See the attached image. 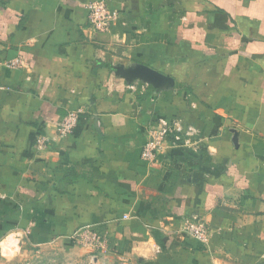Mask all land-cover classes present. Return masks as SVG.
Masks as SVG:
<instances>
[{"label": "crops", "instance_id": "0c3cea01", "mask_svg": "<svg viewBox=\"0 0 264 264\" xmlns=\"http://www.w3.org/2000/svg\"><path fill=\"white\" fill-rule=\"evenodd\" d=\"M97 1L117 13L104 32ZM158 121L192 127V148L144 162ZM192 217L203 240L182 231ZM29 220L56 245L96 230L99 264H264V0H0V237Z\"/></svg>", "mask_w": 264, "mask_h": 264}, {"label": "rangeland", "instance_id": "374dc122", "mask_svg": "<svg viewBox=\"0 0 264 264\" xmlns=\"http://www.w3.org/2000/svg\"><path fill=\"white\" fill-rule=\"evenodd\" d=\"M134 82L149 86L137 80ZM163 124L164 122L158 121L149 129L147 139L140 152V157L144 162H153L157 154L164 153L169 149L173 150L177 147L192 148L193 142L190 140L192 135H189V130L194 132L192 127L186 126L183 128L182 133H179L177 126L173 125L172 128L167 126L168 131L163 133V130H165ZM35 143L38 150L44 148V143L42 145ZM150 145L156 147L152 153L153 159L151 161L143 157V151ZM26 224V228L21 230L17 236H8L7 232H10L11 228L8 231H6V228L3 229L0 237V264H99L98 260L103 263L106 261L102 256L108 253L107 238L100 236L91 227L75 230L71 237L62 239V244L56 245L52 244L51 240L47 241V239L38 242L33 238L30 239L32 229L38 225L44 227V223L35 225L34 221L29 220ZM88 233L95 235V238L89 237L90 239H86ZM11 237L16 242L12 241L10 247L8 244L10 253H4L5 242Z\"/></svg>", "mask_w": 264, "mask_h": 264}, {"label": "built area", "instance_id": "2783aa9c", "mask_svg": "<svg viewBox=\"0 0 264 264\" xmlns=\"http://www.w3.org/2000/svg\"><path fill=\"white\" fill-rule=\"evenodd\" d=\"M86 9L88 12V20L95 31L104 32L108 30L110 25L117 19V13L109 9L108 6L101 1L87 4ZM18 64L19 61L14 60L8 63V66L11 68H15L18 66ZM78 119H79L78 112H70L58 125L59 137L64 138L70 135L73 132L74 128L76 127ZM163 126L165 128V130H163V133H165V131H168L167 126L171 127L166 123H164ZM177 130L179 133H182L183 131V129H181L180 127H177ZM192 134L193 132L189 130V135ZM37 143L39 145H42L44 142L37 141ZM155 149L156 147L154 145H150L146 147L145 150L143 151V157L146 160L151 161L153 159L152 153ZM205 230H206L205 225L195 217L188 218L183 221L182 231L190 235L195 240H203V237L206 234ZM89 237H92V239H94L95 235L88 233L86 239H90Z\"/></svg>", "mask_w": 264, "mask_h": 264}, {"label": "water", "instance_id": "95a60500", "mask_svg": "<svg viewBox=\"0 0 264 264\" xmlns=\"http://www.w3.org/2000/svg\"><path fill=\"white\" fill-rule=\"evenodd\" d=\"M115 74L127 83L137 80L161 90L168 88L170 85V78L144 65L130 67L122 65L115 69ZM233 142L235 143V139H233Z\"/></svg>", "mask_w": 264, "mask_h": 264}]
</instances>
